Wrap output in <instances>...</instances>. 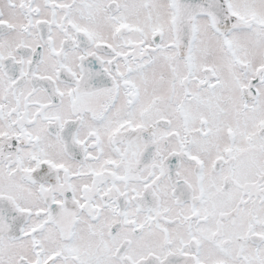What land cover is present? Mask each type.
Segmentation results:
<instances>
[{
	"label": "snow or ice",
	"instance_id": "6c2138e0",
	"mask_svg": "<svg viewBox=\"0 0 264 264\" xmlns=\"http://www.w3.org/2000/svg\"><path fill=\"white\" fill-rule=\"evenodd\" d=\"M0 264H264V0H0Z\"/></svg>",
	"mask_w": 264,
	"mask_h": 264
}]
</instances>
